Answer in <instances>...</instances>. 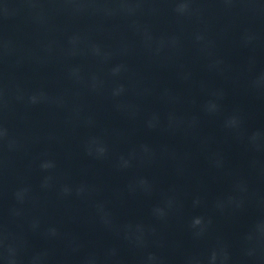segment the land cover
I'll list each match as a JSON object with an SVG mask.
<instances>
[{
	"label": "clouds",
	"instance_id": "1",
	"mask_svg": "<svg viewBox=\"0 0 264 264\" xmlns=\"http://www.w3.org/2000/svg\"><path fill=\"white\" fill-rule=\"evenodd\" d=\"M199 221H197V223H198Z\"/></svg>",
	"mask_w": 264,
	"mask_h": 264
}]
</instances>
